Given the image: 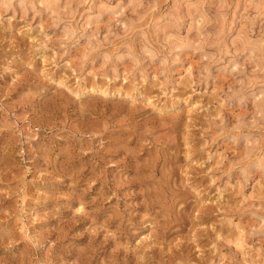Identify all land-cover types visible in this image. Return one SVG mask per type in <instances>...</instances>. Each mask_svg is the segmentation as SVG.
Returning <instances> with one entry per match:
<instances>
[{
    "label": "rangeland",
    "instance_id": "rangeland-1",
    "mask_svg": "<svg viewBox=\"0 0 264 264\" xmlns=\"http://www.w3.org/2000/svg\"><path fill=\"white\" fill-rule=\"evenodd\" d=\"M0 264H264V0H0Z\"/></svg>",
    "mask_w": 264,
    "mask_h": 264
},
{
    "label": "bare ground",
    "instance_id": "bare-ground-1",
    "mask_svg": "<svg viewBox=\"0 0 264 264\" xmlns=\"http://www.w3.org/2000/svg\"><path fill=\"white\" fill-rule=\"evenodd\" d=\"M241 236V235H240ZM242 238V237H241ZM240 243V242H239Z\"/></svg>",
    "mask_w": 264,
    "mask_h": 264
}]
</instances>
